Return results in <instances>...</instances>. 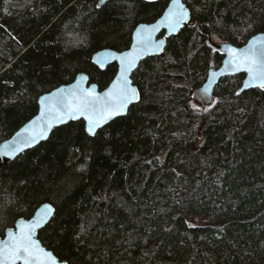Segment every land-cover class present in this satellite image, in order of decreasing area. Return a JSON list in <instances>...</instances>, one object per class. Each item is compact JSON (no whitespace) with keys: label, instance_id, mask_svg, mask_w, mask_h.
Wrapping results in <instances>:
<instances>
[{"label":"trees","instance_id":"trees-1","mask_svg":"<svg viewBox=\"0 0 264 264\" xmlns=\"http://www.w3.org/2000/svg\"><path fill=\"white\" fill-rule=\"evenodd\" d=\"M0 0V142L37 97L85 72H116L94 51L129 46L168 0ZM189 21L132 72L138 100L90 136L82 119L0 164V236L50 203L37 231L68 264H264V88L221 78L194 90L223 53L264 31V0H183ZM215 41V40H213Z\"/></svg>","mask_w":264,"mask_h":264},{"label":"snow or ice","instance_id":"snow-or-ice-1","mask_svg":"<svg viewBox=\"0 0 264 264\" xmlns=\"http://www.w3.org/2000/svg\"><path fill=\"white\" fill-rule=\"evenodd\" d=\"M172 3L178 5L177 9L170 10L153 26V30L166 25L170 31H175L187 20L188 13L183 5L179 4V0H172ZM137 35L140 36V33L138 32ZM151 46V37H142L131 52L120 55V76L112 89L103 97L96 95L94 90L79 87L67 92L61 89L59 94H54L46 111L42 112L43 124L40 131L16 140L13 145H5L3 154L20 151L21 144L24 146L35 144L38 139L46 137L47 130L54 122L59 123L66 118L75 119L84 116L88 120V132L94 134L95 129L105 119L120 114L127 104L136 98V90L129 86L127 72L135 64V60ZM156 47L160 45L157 44ZM228 55L229 60L226 63L232 65L233 71L246 69L250 81L259 82V86L264 88V41L253 42L245 49L230 48ZM103 62L102 60L101 63ZM52 211L50 205H45L33 219L20 222L17 232L8 231L7 239L0 240V264H57L52 254L43 249L35 238L36 230L48 222Z\"/></svg>","mask_w":264,"mask_h":264},{"label":"water","instance_id":"water-1","mask_svg":"<svg viewBox=\"0 0 264 264\" xmlns=\"http://www.w3.org/2000/svg\"><path fill=\"white\" fill-rule=\"evenodd\" d=\"M105 1L106 0H99L98 4H102ZM179 4L183 5L184 10L187 11L188 18L175 31H170L166 25L153 30V26L156 25L160 20H162L163 17L166 16L170 10L175 11L177 9L178 5H174L172 3V0H168L166 7L164 8V10L161 12V14L157 18H155L153 21H150V22H139L136 24V26L134 27V29L132 31L131 41H130V44L128 47H126L122 50H115L113 48L105 47V48L98 49L92 53L91 60L100 69L105 68V66L109 63H112V62L116 63V72L113 75V77L111 78L110 82L104 88L99 89L98 85L95 82L89 81V77H88L87 73L78 72L70 82L65 83V84H60V85L54 87L53 89H51L47 92H43V93L39 94V96L37 97L38 107H37L36 113L32 117H30L28 120H26L15 131H13L9 137L5 138L4 140H2L0 142V164L11 161L12 159H14L16 156H18L20 153H22L27 148L33 147L36 144H38L40 141L47 139L49 134L51 133L52 129L55 128L56 126L65 124L69 121L82 119L84 122V128H85L86 133L90 136H93L97 132L98 129H100L101 127L106 125L110 120H112L113 118H115L117 116L124 115L126 113L127 109L129 108V106L131 104L135 103L139 98L138 88L132 82V79H131L132 72L137 68L139 63L144 58H146L147 56L161 54L164 47H165L167 37H170L171 35L176 34L190 19V10L187 7V5L185 4V2L183 0H179ZM138 32L140 33V36L137 35ZM149 36L151 37L152 46L149 47L144 54L140 55L139 58H137L135 60V64L127 72V79L129 82V86H130V88H133L136 90L137 96H136V98H133L127 104V107L125 109H123L120 112V114L115 115V116H111V117L105 119V121L98 128L95 129L94 134H90L88 132V130H87L88 129V120L84 116H78L75 119H67L66 118L62 122H59V123L54 122L52 124L51 128L47 130V135L45 138L38 139V141L35 144H32L30 146H24L21 144L20 145L21 150L15 152V153H10L8 155L3 154L5 145H13L16 142V140L23 139L27 136H31V135L38 133L40 131V128L43 124V121L41 119L42 112L46 111L47 106L51 102L53 95L59 94L61 89L65 90V92L72 90L76 87H79L81 89H86V90L91 89V90H94L96 95L101 96V97H103L106 93H108L112 89L113 84H115L117 82V79L120 76V72H121V61L119 59L120 55L122 53H125V52H131L133 50V47L138 44L139 40L142 37L147 38ZM208 40L215 48L219 49L223 53V58L221 60V63L217 67H213V66L209 67V69L206 72V75H205L203 82L199 86H197L196 89L194 90V97L198 102L206 103V104L210 103L213 99L214 87L218 83V81L223 77L230 76V75H233V74H236L239 72L244 73L242 83L238 89L239 92L246 90V89H249V88H262L259 86V82L250 81V76H249V73L247 72L246 69H240L239 71H233L232 65L227 64L226 61L229 60L228 50L230 48L234 47L237 49H245L253 42L264 41V31L250 36L246 40V42L241 44V45H235V44L228 42V41H213L211 32H209V34H208ZM157 44H159L160 47H156ZM102 60L104 61L103 63H101ZM26 129H27V131H25ZM45 205H50L51 208L53 209L52 214H51V216H52L53 212H54L53 206L48 202H44V203L40 204L38 207H36L30 216L19 217L14 221V224L12 226L5 228L3 235L0 236V240L7 239L8 231L17 232L18 231V224L20 222H28L31 219H33L35 214L39 210H41L43 208V206H45ZM51 216L48 218V221L51 218ZM39 229L36 230L35 238L38 241V243L41 245V247L43 249H45L47 252H50L52 254V256L55 258L57 264H68L66 260L59 259L52 252V250L47 248L41 242V240L37 236V231Z\"/></svg>","mask_w":264,"mask_h":264},{"label":"rangeland","instance_id":"rangeland-1","mask_svg":"<svg viewBox=\"0 0 264 264\" xmlns=\"http://www.w3.org/2000/svg\"><path fill=\"white\" fill-rule=\"evenodd\" d=\"M213 40L217 41L216 38H214V37H213ZM199 103H201V102H199Z\"/></svg>","mask_w":264,"mask_h":264}]
</instances>
